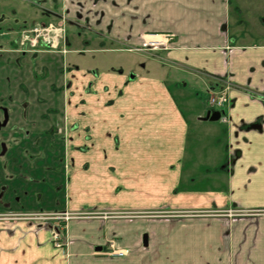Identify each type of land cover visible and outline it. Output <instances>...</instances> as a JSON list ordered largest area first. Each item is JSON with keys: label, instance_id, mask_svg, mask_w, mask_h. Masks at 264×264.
I'll use <instances>...</instances> for the list:
<instances>
[{"label": "crops", "instance_id": "crops-1", "mask_svg": "<svg viewBox=\"0 0 264 264\" xmlns=\"http://www.w3.org/2000/svg\"><path fill=\"white\" fill-rule=\"evenodd\" d=\"M23 1L49 6L45 9L55 16L64 12L70 19L81 15L89 25L109 34L108 38L121 39L117 41L127 47L124 50L162 40L167 49L151 51L157 52L160 62L134 56L130 62H136V68L123 67L119 72L100 62V69L58 64L61 75L55 76L59 81L51 87L56 92L50 93L59 94V100L55 97L61 106L49 108L52 113L60 110L63 117L59 132L66 147L67 180L60 202L56 204L55 195L49 193L42 210L75 214L99 210L104 220H72L68 224L70 244L59 249L52 242L50 226L24 218L15 209L10 213L17 216L0 218V264H158L163 257L167 264L173 258L182 259V264H205L207 241H194L195 254L177 252L172 246L161 253L148 234L155 229L153 221L141 215L133 220L123 217L166 209H264V13H248L256 2L264 7V0ZM27 4L16 3L15 9L23 15ZM17 21L16 26L36 22ZM11 42L0 61L13 64L20 52ZM103 49L99 50L113 51ZM38 53L45 57L42 69L48 74L54 71L51 68L61 53ZM1 74L13 75L14 80L24 72L10 74L0 68ZM180 76L191 83L205 82L209 96L229 87V106L220 111L227 122L218 120L221 128L214 131L216 139L228 146L227 152L208 169L202 153L190 147L191 119L170 88L171 83L181 84ZM200 108H192V121L201 132V124L216 121L203 120L214 110L209 100ZM252 221H241L235 228ZM194 225L221 228H209L203 220ZM256 227L249 225L244 248L258 241L254 255L259 259L264 257V219ZM145 234L148 247L144 242L141 245ZM109 239H115L120 250L131 249L130 257L114 255ZM237 239L242 240V235Z\"/></svg>", "mask_w": 264, "mask_h": 264}, {"label": "rangeland", "instance_id": "rangeland-1", "mask_svg": "<svg viewBox=\"0 0 264 264\" xmlns=\"http://www.w3.org/2000/svg\"><path fill=\"white\" fill-rule=\"evenodd\" d=\"M16 3L27 4L23 0H0L1 18L7 21L0 29V49L4 47L5 42L10 39L13 40L14 37L18 40L16 43V46L19 47L18 50L22 48L20 44L23 41V37H19L17 30L23 32L30 30L29 32H32L39 24L49 22V20L54 22L55 26H60L56 24L60 22L58 18H54L53 12L47 11L49 6H46L45 8L47 9H45L27 4L24 6L23 15H21L19 9H15ZM260 5L261 3L259 2L254 3V8H251L248 13L250 15L253 12L264 13L263 5ZM51 9L55 11L54 7ZM15 10L20 12L16 14L18 17H15ZM44 12L48 14L46 15L48 17L45 16ZM18 18L25 19L27 22H36L27 24V27H24V25L16 26L18 25ZM66 25L67 33L64 34L68 36V42L66 43H68V48L71 51L65 55L64 61L62 54L57 55V58L55 57L58 63L55 62V67L51 68L54 71H50L49 74L45 71L46 69H42L43 64L46 63L43 60L45 57H42L43 53H29L30 55L28 54L27 56L20 54L13 64L7 60L0 61V68H3L7 73L24 72V75L21 76L19 74L15 78L16 80H13V75H9L10 77L5 74L0 75V94H3L0 95V106L10 108V120L8 123L3 122V115L0 111V122L3 123V127H0V142L2 141L8 146L6 156L0 160V193L2 192V187L5 186V190L2 192L3 197L0 199V218L17 216L10 213L17 209L22 217L41 222L44 226L49 227L55 221L44 220L43 217H46L49 213H51L49 217H58L64 213V211L48 212L42 210L44 205L48 203L50 195H53V198L55 195L56 204L60 202L64 183L67 180L63 160L66 147L63 146L62 135L59 132L63 117L61 111L57 108H55L57 112L54 110L55 112L53 113L51 112L53 108H49L61 106V101H56V97L59 100V94L50 93L56 92L51 87L53 86L51 84L55 83L56 79L59 81V76L55 78L56 75H61L58 64L62 65L64 62L66 66L73 68L79 64L83 68L95 69L102 63L106 64V66L109 65V69L112 67L118 69L117 71L119 72L120 68L123 67L126 69L129 67L136 68L134 66L136 62H130V59L134 56H145L149 60H160L159 58V60L157 59V52L151 53L148 50L136 51L134 49L124 50L127 47L117 41L121 39L113 37V40L108 38L110 37L109 34L93 25H89L85 20H82L81 15L68 20ZM245 29L254 31L249 27ZM64 34L62 32H52L50 36L55 37L58 35L56 42L63 43V41H66ZM29 35L33 36L29 38L36 36L33 32ZM45 48L42 46L29 47V50L34 52L36 49L45 50ZM102 48H104L103 50L111 49L113 51H100ZM77 49L82 51H75ZM50 51H54V49ZM2 55L0 53V60H2ZM50 67H53V65ZM25 75L27 76L25 77ZM180 77L182 78L181 84L178 86V84L171 83L170 88L178 96V102L184 113L191 119L192 134L190 136V144L192 145L190 147L193 152L197 147V150L200 151L199 153H202L201 158L206 160L204 161V168L207 167L206 169H208L212 166L211 162L221 158V154L227 152L228 146L223 139V142L220 139H216L217 133L214 131L217 127L221 128L219 121L201 124L203 127L201 132L198 128V130L196 129L192 121V108L195 111L201 110L200 107L205 106L207 101H210L216 95H208L205 82L191 83L188 78ZM19 84L21 87H18ZM191 103L193 104L192 108ZM223 110L219 109V111ZM27 111H29V114H27ZM49 127L51 128L49 129ZM223 143L225 146H222ZM209 158L210 162L207 161ZM213 166H217L216 163ZM215 170L216 168L212 171ZM204 172H208V170ZM49 193L51 194L48 196ZM98 211L83 212L81 216L85 218L77 220L88 221L97 218L104 220L100 214H97ZM204 213L166 209L144 213H127L126 217L123 218L133 220L135 216L141 215L145 220L153 221L155 229L148 232V234L150 235L152 246L159 249L161 253H164L163 248L172 246L177 252H187V255L195 254L194 247L191 249L192 244L195 240L202 239L208 242L205 245L204 255L208 254L205 264H260L259 261L264 260V257L258 259L256 254L254 255L258 241H253V246L250 249L244 248L250 233L249 225L254 226L257 230L258 220H253L252 223H244L243 227L235 228V225H238L239 222L231 221V218L225 216L224 212L214 211L212 216L206 214L207 212ZM116 218L112 217V219ZM244 218L248 220L249 217ZM197 220H203L204 224L208 225L209 228H213L215 225L221 226L220 231L195 226L194 222ZM239 234L242 235V240L237 239ZM209 235H212L211 239ZM165 239H167L166 243L164 242ZM107 243L112 252L116 253L114 255L130 257L131 249L120 250L116 246L115 239H109ZM141 245L143 246V240ZM165 261L167 259L163 257L159 260L161 263L158 264H167ZM182 261V259L175 260L173 258L171 264H182Z\"/></svg>", "mask_w": 264, "mask_h": 264}, {"label": "flooded vegetation", "instance_id": "flooded-vegetation-1", "mask_svg": "<svg viewBox=\"0 0 264 264\" xmlns=\"http://www.w3.org/2000/svg\"><path fill=\"white\" fill-rule=\"evenodd\" d=\"M38 7H43L42 5H41V3H37L36 4ZM43 8H45V7H43ZM43 11H45V10H43ZM48 11V10H47ZM45 13V16L47 15V13L46 12H44ZM2 15V14H1ZM4 17H6V16H4ZM47 17V16H46ZM55 18H58V21L60 22V23H56L57 25H60L59 27L58 26H55V23L54 22H45V23H42V24H39V26H35L36 28L35 29H42V28H48L49 26H51V25H53V27L54 28H57V29H61L62 30V33L64 34V33H67V25H66V23H67V21L68 20H70V17L68 16V14H66L65 12L64 13H61V14H59V15H57V16H55ZM0 22H2L1 24H3V22H7V21H5L4 19H0ZM70 22V21H69ZM4 23V24H5ZM49 23V24H48ZM3 25H1L0 26V29H1V27H2ZM64 26H65V29H64ZM24 27H27L26 25H24ZM35 29H33V33H35L34 32V30ZM27 33H28V36L29 37H33V36H30L29 34L30 33H32V32H29L30 30H25ZM7 34H9V33H7ZM17 34H19V37L21 38V36H22V34H23V31H21V30H17ZM36 34V33H35ZM37 35V34H36ZM65 35V34H64ZM66 36V41H63V43H60L59 44V46H58V48L57 49H54V48H52V47H50L49 45H47V44H44V43H42V40H38V43L35 45V46H32L31 45V43H27L26 45L24 44H20V46H22V48H20L19 49V51L18 52H20V54H23V55H25V56H27L29 53H37V52H42V51H44V50H41V49H36V50H34V52H31L30 50H29V47H33V48H35V47H38V46H42V47H46L45 48V50L46 51H50L51 49H54V51H52V52H58V53H61V54H63V55H66V53H69L70 52V50H69V48H68V43H66V42H68V36L67 35H65ZM172 35H165V37H171ZM32 39H36V36L34 37V38H32ZM12 42H11V44L13 45H16V43L18 42V40L17 39H15V37H14V39L12 40V39H10ZM9 40V41H10ZM9 41H7V42H3L4 43V47L2 48L1 47V49H0V53L1 54H5V51H6V45L8 44V42ZM153 42H149V41H146V43L143 45V47L142 48H136V49H134V50H136V51H153L154 49H153V47H151ZM64 47V48H63ZM49 48H51V49H49ZM160 50H162V49H157L156 51H160ZM229 91V87H226V89L225 90H223L221 93H227ZM1 93V92H0ZM0 95H3V94H0ZM217 95V94H216ZM228 95V94H227ZM229 97V96H228ZM230 100V99H229ZM229 106V105H228ZM227 108V107H226ZM5 109H7V111H8V119L6 120V118H5ZM10 109V108H9ZM9 109H8V107L7 106H0V111H1V113H2V115H3V122H5V123H8L9 122V120H10V112H9ZM223 109H225V108H223ZM222 109V110H223ZM223 118H225L226 120H227V118L226 117H223L222 116V114H221V121L223 122ZM227 122V121H226ZM0 124H1V126L3 127V123H1L0 122ZM4 142H0V160L1 159H3L5 156H6V154H7V152H8V146H7V144L6 143H4L5 145H6V153L4 154V155H2V152H3V147H2V144H3ZM5 190V186H3L2 187V192ZM214 211H221V212H224L225 213V216H227V217H230L231 218V221H235V222H241V221H244V220H247L246 218H244V217H251L250 219L248 218V220H254V219H257L258 220V222L261 220V219H264V209H261V210H252V211H248V210H241V209H236V208H226V209H222V210H196V211H192V212H207L206 214H208L209 216H212L213 214V212ZM204 213V214H205ZM235 218V219H234ZM237 220V221H236ZM256 220V221H257Z\"/></svg>", "mask_w": 264, "mask_h": 264}, {"label": "built area", "instance_id": "built-area-1", "mask_svg": "<svg viewBox=\"0 0 264 264\" xmlns=\"http://www.w3.org/2000/svg\"><path fill=\"white\" fill-rule=\"evenodd\" d=\"M34 32L37 34L36 39L29 38L28 33L25 31L22 34L23 41L22 44L26 45L31 43L32 46H35L38 43V40H42V43L49 45L50 47L57 49L60 43H57L58 35L55 37L50 36L52 32H62L61 29L54 28L53 25L48 28L35 29ZM166 38V37H165ZM154 50L157 49H167L165 42L155 41L151 44ZM210 104L214 109H223L229 105V97L227 93H220L216 96H213L210 99ZM227 120L223 118V122ZM85 218L80 214H75L70 211H64L63 215L60 217H43L44 220H53L55 223L50 226L52 242L56 248L63 249L69 246L70 240L68 236V224L72 220Z\"/></svg>", "mask_w": 264, "mask_h": 264}, {"label": "water", "instance_id": "water-1", "mask_svg": "<svg viewBox=\"0 0 264 264\" xmlns=\"http://www.w3.org/2000/svg\"><path fill=\"white\" fill-rule=\"evenodd\" d=\"M5 118H6V120L8 119L7 109H5ZM220 118H221V112L217 111V110H213V111H210L207 114V116L203 118V120L218 121V120H220ZM0 127H1V124H0ZM2 147H3L2 155H4L6 153L7 148H6V145L4 143L2 144ZM143 242H144L145 247H148V245H149L148 234H145ZM99 250H102V249H99Z\"/></svg>", "mask_w": 264, "mask_h": 264}, {"label": "bare ground", "instance_id": "bare-ground-1", "mask_svg": "<svg viewBox=\"0 0 264 264\" xmlns=\"http://www.w3.org/2000/svg\"><path fill=\"white\" fill-rule=\"evenodd\" d=\"M211 105V104H210ZM212 107V106H211ZM213 108V107H212ZM63 214H60L58 217L62 216Z\"/></svg>", "mask_w": 264, "mask_h": 264}]
</instances>
